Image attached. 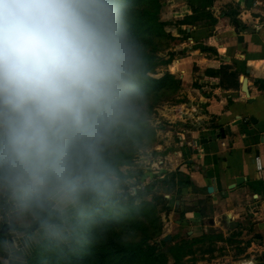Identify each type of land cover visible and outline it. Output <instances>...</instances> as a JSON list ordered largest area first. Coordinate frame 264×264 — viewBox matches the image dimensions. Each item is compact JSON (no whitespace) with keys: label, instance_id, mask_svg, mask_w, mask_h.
Here are the masks:
<instances>
[{"label":"clouds","instance_id":"obj_1","mask_svg":"<svg viewBox=\"0 0 264 264\" xmlns=\"http://www.w3.org/2000/svg\"><path fill=\"white\" fill-rule=\"evenodd\" d=\"M133 0H0V255L54 264L128 213L120 153L146 122L151 52Z\"/></svg>","mask_w":264,"mask_h":264},{"label":"rangeland","instance_id":"obj_2","mask_svg":"<svg viewBox=\"0 0 264 264\" xmlns=\"http://www.w3.org/2000/svg\"><path fill=\"white\" fill-rule=\"evenodd\" d=\"M144 1L138 3L133 0V4L138 16L144 8L146 10L140 18L142 21L137 20L136 25L151 52L146 75L153 79L168 76L174 86L171 89L162 88L156 93L151 92L156 87L153 84L145 88L148 96L146 123L152 136L140 142L136 139L134 144L120 153V156L127 155L129 159L120 165L126 172L131 194L149 187L147 191L150 195L137 198L135 204L148 200L154 207L153 213L150 214V210L145 208L142 212L145 217H141L139 221L136 218L129 219L116 229L132 233L135 242L146 240L148 245L155 246L154 256H162L160 264H233L243 261L245 246L242 231L230 232L220 224L219 211L213 214L216 221L214 227L193 220L194 216L184 221L185 226H178L179 214L174 211V196L166 198L170 191H173V195L178 194L177 182L182 179L177 165L180 159L174 157V152H177L180 145L183 147L185 142L197 138L194 135L198 131L205 134L210 131L217 133L215 129L223 126L220 121L215 122L213 117L227 111L230 101L219 104L221 93L218 90L229 89L233 77L244 73L243 67L236 58L232 63L219 60L216 63L219 65L217 69L209 68L212 61H199L200 57L211 60L218 54L216 45L207 43L208 36L214 35L213 26L216 22L210 10L191 5L189 14H180L178 6L187 5L186 0H156L157 7H153L152 0L150 4L147 1L142 6ZM173 1L176 2L175 5ZM195 6L198 5L195 3ZM154 11L156 21L163 25H154L155 28L150 29V13ZM203 24L211 26L202 30L200 26ZM186 26L194 34L187 33ZM208 28L211 29L207 31ZM216 72H222L220 77L214 76ZM224 74L232 77L231 81L226 80ZM170 174L173 177L167 183ZM151 220H154V225L150 223ZM187 229L192 230L195 235L187 237ZM167 234L170 239L163 241ZM114 236L116 235L113 233L109 235L111 241H115ZM180 246L183 251L189 252L178 260L170 250ZM41 255L37 252L32 258L35 264H54L48 257L43 258ZM83 256L87 261L89 252L83 253ZM133 264H144V260Z\"/></svg>","mask_w":264,"mask_h":264},{"label":"crops","instance_id":"obj_3","mask_svg":"<svg viewBox=\"0 0 264 264\" xmlns=\"http://www.w3.org/2000/svg\"><path fill=\"white\" fill-rule=\"evenodd\" d=\"M175 3L173 1V5ZM185 4L187 5L178 6L180 14H189V7L192 5L210 10L216 20L214 35L208 36L207 43L216 45L218 54L211 60L200 57L199 61H212L209 68L217 69L219 65L216 63L219 60L232 63L236 58L243 67V74L248 78L247 89L252 101L247 102L240 91V78L244 75L239 74L237 87L218 90L221 93L219 104L222 105L227 100L230 102L227 104V111L216 114L213 120L220 121L224 126L240 116L245 122L232 127V134L219 138L216 144L201 143L202 138H209L216 133L210 131L205 134L198 131L194 135L198 137L185 142L183 147L180 145L177 152H174V157L180 159L177 165L182 169L195 170L202 166L206 179L197 173L192 175L202 188L214 181L216 191L209 195L217 207L216 211L220 215L229 214L231 220L238 224L236 231H242L243 242H250V249L264 256V208H257V201L251 199L252 196L253 199L260 198L264 201V0H186ZM208 26L211 25L203 24L200 28L206 30ZM185 29L187 33L194 34L188 26ZM239 36H242V41L238 40ZM246 69L248 74H245ZM237 77L233 78L234 83ZM194 150H198V153L194 154ZM255 150L258 151L257 156H254ZM256 157L260 160V170L255 166ZM245 160L252 162L247 164ZM188 161L191 162L190 167L182 165ZM238 176L244 178V187L230 192L228 185ZM171 178L172 174L168 180ZM253 212L255 215L251 221L254 223V238L249 239L244 227L248 222L246 215ZM242 260L233 264H244V259ZM0 264H9L7 256L0 255Z\"/></svg>","mask_w":264,"mask_h":264},{"label":"trees","instance_id":"obj_4","mask_svg":"<svg viewBox=\"0 0 264 264\" xmlns=\"http://www.w3.org/2000/svg\"><path fill=\"white\" fill-rule=\"evenodd\" d=\"M141 1L142 0H137L138 3H140ZM147 1L148 4H150V0H145L142 3V6H145L147 4ZM152 3H153V7H157L156 0H152ZM145 11L146 10L144 8L140 13V15L138 16L137 20H139L143 16ZM154 13L155 11L153 13H150V18L152 19L149 22L150 29L152 28L154 29L155 28L154 25L158 27H161L163 25V23L160 22L158 23L156 21ZM141 21L142 19H140V22ZM186 21H188V18L186 19ZM150 68H151V63H150ZM220 73L222 72H216V75L214 76L220 77L219 76ZM168 78L169 77L167 76L161 79H153L147 76L145 73V79L143 81L144 87L147 88L152 84L155 85L156 87L154 88L153 91H151L152 93L159 92L162 90V88L170 87L171 89L174 86V83H171L168 80ZM224 78L230 81L232 79V77H229L227 74H224ZM237 86H238L237 81L235 83L233 82L232 84H230V87H237ZM149 136H152V134L149 130L148 124L145 122L140 132L138 133L136 139L140 142ZM126 159L127 161L129 160L128 156L122 155L119 157V162L123 163V161H125ZM148 189L149 187L144 188L142 189V191L136 192L134 195H132L131 192L129 191L130 195H129V203H128V213L126 219L123 222L129 221V219L134 220L135 218L139 221L141 217H145V215H143L142 213L145 208H146L145 210H150V214L153 213L152 210H154V207L151 205L150 201L143 200L140 204H135L137 198L142 199L150 195V192L147 191ZM150 223L154 225V220H151ZM118 226L119 225H116L115 227L117 228ZM112 233L113 235H117L116 231H113ZM170 251L174 253L175 258L178 260L181 259V257L184 256L187 252H189L188 250L187 252L183 251L182 246L177 248L175 247ZM35 254L36 253L33 254V257L35 256ZM154 254H155V246L148 245L146 243V240H141L130 244H121L116 242V240L111 241V238L108 237L106 243H102L99 247L89 252V258L87 259V261L86 258H84L83 253H81L72 258L71 264H133L135 261L142 259L144 260V264H160L162 261V256H154ZM41 256L43 258L46 257L44 255Z\"/></svg>","mask_w":264,"mask_h":264},{"label":"flooded vegetation","instance_id":"obj_5","mask_svg":"<svg viewBox=\"0 0 264 264\" xmlns=\"http://www.w3.org/2000/svg\"><path fill=\"white\" fill-rule=\"evenodd\" d=\"M182 155V154H181ZM184 161V159H182ZM183 166L190 167L191 162L183 163ZM194 168L187 170L182 169L178 166L179 174L182 176V179L177 182V195H173V191H170V193L166 196V198H170L174 196V211L179 214V220L177 221L178 226H181L185 224V220L189 217H193V220H198L206 224V226L214 227L216 221L214 220L213 214L217 210V207L215 206V203L212 201L211 195L207 193V186L202 188L199 186L198 182L195 180L194 176L192 174L197 173L201 176V178L206 179V172L202 168V166H198L197 169L193 170ZM173 177V176H172ZM172 179V178H171ZM170 180L166 181L167 183H170ZM252 195V194H251ZM251 199L254 200L257 203V208L261 207L264 208V201L260 198L253 199L251 196ZM254 211V210H253ZM255 212V211H254ZM253 213H250L247 216V224L245 225V234L249 236V239L254 238L252 227L254 223L251 221L252 217L255 215ZM223 214L220 215L221 222L220 224L224 225L229 229L230 232H233L236 230L238 224L236 223H226L222 219ZM194 222V221H193ZM195 223V222H194ZM232 227V228H230ZM185 235L187 237H193L194 232L190 229L185 230ZM201 235V234H200ZM244 253H243V259L244 264H254L256 261V257L260 256L262 257L264 261V256L260 254L259 252H255L251 250L250 242L244 243ZM251 250V251H250Z\"/></svg>","mask_w":264,"mask_h":264},{"label":"water","instance_id":"obj_6","mask_svg":"<svg viewBox=\"0 0 264 264\" xmlns=\"http://www.w3.org/2000/svg\"><path fill=\"white\" fill-rule=\"evenodd\" d=\"M238 40L242 41V36H239ZM245 74H248V69L245 70ZM247 81H248V78L246 75H244L243 77L240 78V91L245 95L247 102H251L252 99H250V97H249V92L247 89ZM251 120H252V118H251ZM244 122L245 121L243 118H241L240 116H236V118L232 122L225 124L224 126L219 128L217 133L214 136H209V138H202L201 143L213 142L216 144V142L219 138H224L226 135L232 134V127H235V126L242 124ZM188 150H190V147H188ZM193 153L197 154L198 150H194ZM257 155H258V151L255 150L254 156H257ZM189 162L190 161H188L187 163H189ZM245 162L246 163L248 162L251 164L252 161H246L245 160ZM215 187L216 186H214V181H211V184L209 186H207V193L211 194V193L215 192L216 191ZM242 187H244V178L241 176H238L233 180V182L231 184L228 185V190L230 192H233V191H236ZM225 195H227V194L225 193ZM222 219L226 223H233L234 224V222L231 220L230 216H228L227 214H223ZM230 228H232V227H230ZM169 239H170V235L167 234L164 236L163 241H167ZM254 264H264L262 257H260V256L256 257V261L254 262Z\"/></svg>","mask_w":264,"mask_h":264},{"label":"built area","instance_id":"obj_7","mask_svg":"<svg viewBox=\"0 0 264 264\" xmlns=\"http://www.w3.org/2000/svg\"><path fill=\"white\" fill-rule=\"evenodd\" d=\"M255 166H256V169L257 170H260L261 169V164H260V160L258 157H256L255 159Z\"/></svg>","mask_w":264,"mask_h":264},{"label":"bare ground","instance_id":"obj_8","mask_svg":"<svg viewBox=\"0 0 264 264\" xmlns=\"http://www.w3.org/2000/svg\"><path fill=\"white\" fill-rule=\"evenodd\" d=\"M228 216H230L229 214H227Z\"/></svg>","mask_w":264,"mask_h":264}]
</instances>
